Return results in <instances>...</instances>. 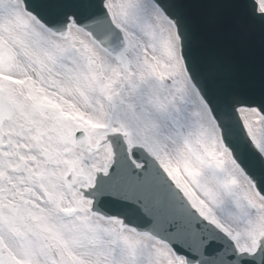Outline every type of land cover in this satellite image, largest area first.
Returning a JSON list of instances; mask_svg holds the SVG:
<instances>
[{
    "label": "snow or ice",
    "instance_id": "6c2138e0",
    "mask_svg": "<svg viewBox=\"0 0 264 264\" xmlns=\"http://www.w3.org/2000/svg\"><path fill=\"white\" fill-rule=\"evenodd\" d=\"M0 264H264V0H0Z\"/></svg>",
    "mask_w": 264,
    "mask_h": 264
}]
</instances>
